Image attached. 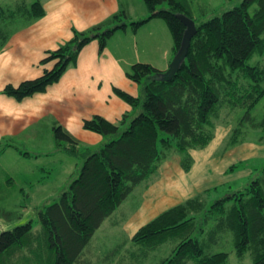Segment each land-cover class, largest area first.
Segmentation results:
<instances>
[{
	"label": "trees",
	"instance_id": "1",
	"mask_svg": "<svg viewBox=\"0 0 264 264\" xmlns=\"http://www.w3.org/2000/svg\"><path fill=\"white\" fill-rule=\"evenodd\" d=\"M141 2L147 11L144 19L128 22L130 17L119 11L88 30L73 29L70 40L41 60L42 64L53 62L51 69L17 86L8 84L1 93L16 101L42 93L76 63L88 43L97 41L101 53L115 31H136L152 19L167 24L174 54L184 30L176 15L194 18L189 2ZM43 14L39 1L29 6L21 3L15 9L0 5V45L14 31L10 27L15 18L30 23ZM194 22L196 33L171 80H158L163 71L149 63H133L125 75L140 87L139 94L132 96L115 87L112 90L131 110L117 123L99 115L82 121L84 130L102 136L104 141L99 147L88 149L61 126L52 127L56 151L79 156L80 169L55 201L38 209V236L30 221L0 232V264H90V240L104 220L135 188L155 175L173 153L184 155L181 167L188 171V151L211 142L222 106L245 108L227 144L237 141L244 124L264 131V117L257 122L250 113L264 96V68L247 65L253 55L264 53V0H242L221 14L200 23L194 18ZM5 142L0 144V153L6 147L19 150L15 144ZM212 190L217 188L205 189L158 214L136 230L132 242L142 245L143 251L166 240L177 242L158 264H227V253L209 252L219 235L228 231L236 256L250 252L251 264H264V166L241 190L209 201L207 195ZM116 254L117 248L103 260L110 259L112 264ZM93 258L98 259L95 254Z\"/></svg>",
	"mask_w": 264,
	"mask_h": 264
},
{
	"label": "rangeland",
	"instance_id": "2",
	"mask_svg": "<svg viewBox=\"0 0 264 264\" xmlns=\"http://www.w3.org/2000/svg\"><path fill=\"white\" fill-rule=\"evenodd\" d=\"M33 1L0 0V5L15 9L21 3L29 6ZM187 1L193 17L200 23L238 6L242 0ZM162 7L166 8V5ZM132 9L131 18H127L128 22L140 19L143 17V10L146 11L141 1L138 5L132 6ZM157 20L145 27L142 26L146 23L143 24L142 28L139 27L136 31L130 29L133 35L124 36L123 33H119L109 39L114 47L121 48L125 56L126 60L121 59L123 64H120L124 73L136 62L149 63L161 71L167 69L174 55L172 35L167 24L162 19ZM22 21L18 17L15 18L10 31ZM247 65L264 68V53L253 55L247 61ZM139 92L140 87L138 94ZM250 113L257 122L264 117V96ZM244 114V107L222 106L214 122V137L211 142L205 147L188 151L187 154L191 158L188 171L181 167L184 155L173 153L162 163L155 175L135 188L104 220L90 240L87 251L98 258L92 259V264H111L110 259H103L111 256L115 248L117 254L113 257L112 264H158L160 259L172 252L177 242L166 240L152 249L143 251L142 245L131 240L140 226L205 189L217 188V191L212 190L207 195V199L212 201L229 191L244 188L264 166V131L244 124L243 132L237 141L233 145L227 144L231 130ZM52 123L51 120L40 123L36 126L37 130L25 138L23 135L14 137L12 141H15L20 153L13 147H6L4 150L7 151L0 154V232L30 221L33 224V232L38 236L41 232L38 209L55 201L78 174L82 163L79 156L66 155L60 149L59 152L56 151ZM0 144L5 145L6 142L2 141ZM26 152L29 155L21 154ZM169 176L177 179L172 188H166L163 182V179ZM156 183L159 185H155ZM211 247L209 253L228 254L227 264L252 263L253 257L250 252L242 257L236 256L232 235L228 231L221 233ZM142 252L146 254L143 255Z\"/></svg>",
	"mask_w": 264,
	"mask_h": 264
},
{
	"label": "crops",
	"instance_id": "3",
	"mask_svg": "<svg viewBox=\"0 0 264 264\" xmlns=\"http://www.w3.org/2000/svg\"><path fill=\"white\" fill-rule=\"evenodd\" d=\"M34 1L40 2L44 14L30 23L18 16L23 21L8 36L5 44L0 45V142L15 144L12 141L14 137L23 135L25 138L37 130V125L51 120L52 126H61L79 143L95 149L104 140L102 136L84 130L82 121L99 115L117 123L131 110L127 103L114 95V87L132 96L138 95L137 84L127 79L121 69V59H125L121 48L109 42L119 33L133 35L130 28L115 31L101 53L98 52L97 41L88 43L79 52L76 63L42 93L16 101L1 91L8 84L17 86L24 80L39 77L43 70L51 69L53 62L42 64L41 60L47 52L70 40L73 29L85 31L119 11H124L131 18L132 6L141 0ZM142 16L140 19L146 17L145 10ZM156 21L152 19L142 27ZM176 180L169 176L163 182L166 188H172ZM88 257L92 264L93 253L90 252Z\"/></svg>",
	"mask_w": 264,
	"mask_h": 264
},
{
	"label": "water",
	"instance_id": "4",
	"mask_svg": "<svg viewBox=\"0 0 264 264\" xmlns=\"http://www.w3.org/2000/svg\"><path fill=\"white\" fill-rule=\"evenodd\" d=\"M177 18L181 21L184 26L181 42L173 55L171 62L165 71L161 72L157 79L162 81H169L173 78L175 73L183 63L189 48L191 38L196 33L195 23L192 18L187 17L184 14H177Z\"/></svg>",
	"mask_w": 264,
	"mask_h": 264
}]
</instances>
